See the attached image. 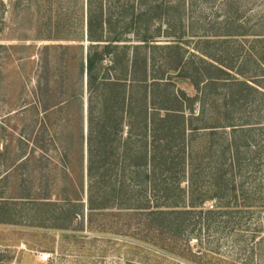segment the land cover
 Here are the masks:
<instances>
[{
    "label": "rangeland",
    "instance_id": "obj_1",
    "mask_svg": "<svg viewBox=\"0 0 264 264\" xmlns=\"http://www.w3.org/2000/svg\"><path fill=\"white\" fill-rule=\"evenodd\" d=\"M85 2L0 0V264H264V212L248 210L246 223L242 222L244 229L237 232L223 231L220 223L214 224L215 228L199 236L200 242L182 233L175 236L169 232L162 237L161 233L166 231L154 220L143 212H128L124 204L98 209L91 215L87 210L89 188L102 190L99 186L107 182H115L116 187L126 190L132 202L149 199V209H157L155 205L163 199L152 184L146 185L148 180L141 176L143 172L138 173L135 164L128 163L126 158L125 150L129 148L137 154L146 152L158 133L156 127L149 129L145 125V117L140 113L138 101L145 97L144 77L135 75L134 82L127 86L128 79L119 82L122 86L119 91L114 87L115 92L102 87L107 67L115 65L121 71L125 68L124 60L117 59L118 52L123 51L119 48L132 45L134 38L142 40L146 36L148 41L141 48L149 51L150 76L166 72L164 81L168 77L174 84L167 91L190 96L198 93L201 98L190 79L169 68L173 67L171 60L176 54L183 55V60L187 59L185 72L190 73L201 67L196 65L205 51L233 66V71L245 63L248 74L260 73L264 0H103L108 16L119 14L123 19L114 27L113 33H120L119 41L109 45L115 47L114 51L109 56L102 54L104 69L99 71L100 82L96 86L88 85L85 71L81 72L85 45L90 47L85 35L77 39L82 30L86 33ZM115 23L116 20L112 21ZM109 37L115 38L113 34ZM170 43L179 49L164 50L163 45ZM103 47L93 46L90 54L101 55L99 50ZM248 54L250 59L246 63L243 57ZM139 58L137 68L142 70L144 61L140 55ZM125 88L137 107L132 115L130 138L118 127L121 115L107 110L115 101L106 99L118 96ZM101 92L106 95L105 100ZM251 96L244 111L252 113L253 121L254 116L259 117L253 114L258 112L259 104ZM106 118L112 123L102 127ZM207 143L208 138L194 139L186 152L192 150V155H201ZM262 159L260 168H264ZM205 164L204 161L201 170ZM88 166L93 178L87 174ZM139 166L148 169L142 162ZM122 167L127 171L124 182L117 175L111 179L110 173L105 175V171ZM251 167L247 178L261 180L264 172L252 171L257 166ZM199 182L204 187L201 191L210 193L207 178L201 175ZM187 186L185 178L181 187L187 190ZM93 198L101 201L95 194ZM79 200L83 207L70 208V203ZM185 200L188 205L189 200ZM241 201L239 198L235 205L228 198L225 200L232 216H236L235 207L240 208ZM219 205L213 197L196 207V211L212 206L217 209ZM67 210L79 214L68 218ZM167 238H175L176 243ZM41 252L51 253V259L41 262Z\"/></svg>",
    "mask_w": 264,
    "mask_h": 264
},
{
    "label": "trees",
    "instance_id": "obj_2",
    "mask_svg": "<svg viewBox=\"0 0 264 264\" xmlns=\"http://www.w3.org/2000/svg\"><path fill=\"white\" fill-rule=\"evenodd\" d=\"M102 1L86 0L85 2L87 5L86 29L88 40L91 42L109 41V44L103 47L104 50H100L101 55L95 53L92 56L90 54L92 47L98 45V43L89 45L86 64L83 63L81 72L83 74L85 71L87 84L90 86H96L100 82V79L98 80L96 76L92 75L94 65L102 61V54L108 52L107 49L110 44L119 41L120 33H113V31L115 30L114 27H117L118 20L122 21L123 19L119 14L115 18L108 16L104 12ZM115 20L116 23L113 25L112 21ZM111 34L115 37L113 40L109 37ZM82 38L83 30L77 39L81 40ZM146 39V36H144L142 40L148 41ZM173 44L175 43L163 45L164 50L179 49ZM114 48L109 49L113 50ZM201 53L206 58L202 56L200 62H198L199 64L196 65L201 67H195L190 73L185 72V68H187L185 67V61L187 59L183 60V55L177 57L176 54L170 62L173 67H169L174 71H178L185 78L190 79L196 91L200 93L201 98L198 93L190 96L183 92L167 91L166 88L174 84L168 77L164 81L163 76L166 72L163 71L159 72L160 74L152 73L153 75L149 78L150 82H147L146 75L144 76V73L142 75L144 66H142V70L137 68V63H141L140 59L131 61L130 70L126 71L124 77H113L111 81H104L102 87L111 88L112 92H115L114 87L119 91V87L122 86L119 82L128 79L127 86L131 81L134 82L135 75L137 77V74H139V76L144 77L143 95L145 97L138 101L141 108L140 113L144 115L145 121L148 122L149 129L156 127L158 133L155 132L156 135L150 141V146L146 147V152L137 154L134 149H131V151L129 148L125 150L126 158L128 163L135 164L136 170H139L138 173L143 172L141 176L144 180H148L146 185L152 184V189L156 190L157 195H160L163 199L155 205L157 209H149L152 208L149 199L142 197L144 199L141 202H132L126 190L116 187L115 182H107L99 186L98 189L102 190L94 191L89 188L88 214L91 215L98 209L101 211L124 204L127 205L128 212H143L149 216L148 219L154 220L160 229L166 231L161 233L162 237L169 232H173L175 236H181L182 233V235L186 234V237H194L196 241H199V236L205 233V230L209 232L210 228H215L214 224L220 223L223 231L237 232L244 229L242 222L246 223L245 213L248 210L253 209L254 213H257V211L259 213L264 212V173H262L259 181H256V177H254V180L247 178L249 168L253 169L251 166H257L252 171L264 172V168H260L262 157H264V127L259 126L264 123V117L262 116L264 115L262 112L264 111V51L260 55L262 67L258 74H248L244 68L245 63H242L236 71H233V66L227 65L205 51ZM207 57L214 61H210ZM165 58L163 57L164 61ZM248 59H250L249 54L243 57V61L246 63ZM202 63L204 66H202ZM210 68L214 70L209 71ZM108 76L110 74H107ZM163 87L165 88L163 89ZM212 89L216 90L210 94ZM121 91L123 93L117 92L118 96L112 95L107 98L105 97V94H107L105 91H103L105 94L101 92V95L104 100L110 98L111 101H115L113 105L111 104V109L107 110L111 114L117 112L116 114L121 115V119L117 120L120 129L122 128L121 122L123 119L130 121L127 134V138H130L132 135L131 130H133L131 119L132 115L137 112V107L134 104L131 92L128 94L126 88L121 89ZM121 94L122 96L119 97ZM250 96L254 97L256 103L259 104H256L258 105V112H253L254 115L257 114L259 117L254 116L253 121H251L252 113L248 114L244 111V106L249 102ZM219 97H221L220 103ZM197 103L199 108L195 112L194 109ZM208 106L213 110L212 117L209 115L211 109ZM219 116H222V119ZM202 137L208 138V143L203 147L204 152L202 150L201 155H192V150L186 152L189 142L191 143L194 139ZM120 140L121 138L118 142ZM128 141L127 145H129ZM258 160L259 163H255ZM204 161L206 167L201 170ZM140 162L148 169L140 168ZM194 162L195 166H193ZM123 167L122 169L119 168L118 171H105V175L110 173L109 178L117 175L120 178L119 180L124 182L127 171ZM87 174L93 178L89 166L87 167ZM201 175L207 178L210 184V193L201 191L204 188L199 182V176ZM185 178L188 183L187 190L181 187V182ZM94 194L101 201L93 198ZM123 196H125L124 200L122 199ZM213 197L220 203L219 208L215 209L212 206V208L196 211V207H201L206 199ZM227 198L229 202L233 201L232 204L235 205L239 198L242 200L241 207H235L236 216H232L233 211L228 209L230 204H227V201L225 202ZM180 199H182V202H179ZM185 199L189 200L188 205L185 204ZM83 206L84 204L80 200L70 203V208L73 207L74 209ZM66 214L68 218L76 217L79 212L67 210ZM224 214H227V217H222L225 216ZM258 226L260 225H257V228ZM61 227L66 228L64 225ZM217 227L221 228L218 225ZM167 239L174 240L172 243H176L175 238ZM152 244L155 245L153 242Z\"/></svg>",
    "mask_w": 264,
    "mask_h": 264
},
{
    "label": "crops",
    "instance_id": "obj_3",
    "mask_svg": "<svg viewBox=\"0 0 264 264\" xmlns=\"http://www.w3.org/2000/svg\"><path fill=\"white\" fill-rule=\"evenodd\" d=\"M84 15H86V11L83 10V17H84ZM112 18H115V16L112 17ZM84 26H85V32L86 33L85 34L83 33V38H84V35L87 38L86 25L84 24ZM88 43L89 44H92V43L93 44H96V43H98V45H100V48H101V45L102 46L108 45L109 44V41L106 40V41H102V42H99V41L91 42L87 38L86 44H88ZM142 43H144L143 40H138V39L134 38V41H133V44L132 45H129L127 47L126 46H121L119 48V50H123V51L118 52L117 59H121L122 58V60H124V63H125L124 65H125V68L126 69L124 68V70L121 71L115 65H113V66L110 65V67H107V74L108 75L110 74L111 75V78H109V76H108L107 78L104 79V81H107L108 82V81L113 80L114 75H116V77H124V75L126 74V71L127 70L129 71L130 70L131 61L133 62V60L136 61V59L137 60L140 59L139 58V55L141 57V60L143 59V61H144V68H143V71H142V75L144 73V76L146 75V77L149 80V78H150V72H151L150 71V68H149V65H150L149 51H148V49L143 50V48H141V46H142L141 44ZM122 44H125V43H122ZM109 48L107 49L108 52L106 54H104V55H108L109 56L110 54H112V51H114V49L111 50ZM85 51H86L85 52L86 53V56H85V64H86V57H87V51H88V48H87L86 45H85ZM109 52H111V53H109ZM112 59L113 60H116L115 57H113ZM125 60H128V61L125 62ZM101 63H102V61L101 62H97L94 65V68H93L96 71V73L95 74L93 73V75L96 76L98 79H99V76H100L99 71H102L104 69V67H102ZM85 75H86V73H85ZM86 109H88V106L87 105H86ZM111 123H112L111 119L110 118H106V119H103L102 126L108 127V126H110ZM129 123H130V121L127 120V119H123L122 120L121 124H122V128L124 129L123 134H125V133L128 134V131L127 130H128V127H129V125H128ZM131 123H132V119H131ZM145 124L148 125V122L146 121Z\"/></svg>",
    "mask_w": 264,
    "mask_h": 264
},
{
    "label": "built area",
    "instance_id": "obj_4",
    "mask_svg": "<svg viewBox=\"0 0 264 264\" xmlns=\"http://www.w3.org/2000/svg\"><path fill=\"white\" fill-rule=\"evenodd\" d=\"M41 262H48L51 259V253L49 252H41L38 256Z\"/></svg>",
    "mask_w": 264,
    "mask_h": 264
}]
</instances>
